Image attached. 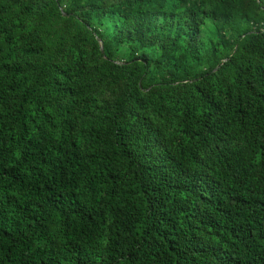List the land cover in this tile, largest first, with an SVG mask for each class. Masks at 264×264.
Instances as JSON below:
<instances>
[{
    "label": "trees",
    "instance_id": "16d2710c",
    "mask_svg": "<svg viewBox=\"0 0 264 264\" xmlns=\"http://www.w3.org/2000/svg\"><path fill=\"white\" fill-rule=\"evenodd\" d=\"M0 264H264V0H0Z\"/></svg>",
    "mask_w": 264,
    "mask_h": 264
},
{
    "label": "rangeland",
    "instance_id": "374dc122",
    "mask_svg": "<svg viewBox=\"0 0 264 264\" xmlns=\"http://www.w3.org/2000/svg\"><path fill=\"white\" fill-rule=\"evenodd\" d=\"M204 34H205V32H204ZM204 42L208 43L207 40H204ZM99 46H100V50H101V51L106 52V51H104L105 47L102 45L101 41L99 42ZM123 51H124V48L121 47V50H119V53H122ZM204 67H205V66H203L202 64L197 65V66H196V71L202 70V69H204Z\"/></svg>",
    "mask_w": 264,
    "mask_h": 264
}]
</instances>
